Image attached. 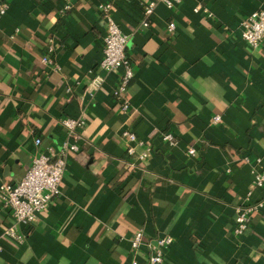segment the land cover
Returning <instances> with one entry per match:
<instances>
[{"label":"crops","instance_id":"obj_1","mask_svg":"<svg viewBox=\"0 0 264 264\" xmlns=\"http://www.w3.org/2000/svg\"><path fill=\"white\" fill-rule=\"evenodd\" d=\"M102 1L0 0V183H17L38 152L59 148L64 116L87 118L61 194L19 227L22 242L1 236L15 219L0 195V264H131L140 229L145 239L173 237L163 264H264V207L244 235L234 233L236 207L264 168V40L252 47L240 28L264 0L160 1L148 26L149 0H113L135 70L127 111L113 94L121 72L100 66ZM50 38L55 66L42 60ZM98 74L104 81L90 95ZM125 129L145 141L137 153L147 150L134 171ZM262 198L264 187L253 191ZM146 257L143 244L141 264Z\"/></svg>","mask_w":264,"mask_h":264},{"label":"built area","instance_id":"obj_2","mask_svg":"<svg viewBox=\"0 0 264 264\" xmlns=\"http://www.w3.org/2000/svg\"><path fill=\"white\" fill-rule=\"evenodd\" d=\"M160 1L172 8L181 0H149L144 6L141 19L142 25L148 26L150 24L151 15ZM70 7V3L64 5L62 13ZM98 9L106 27L103 46L104 55L100 66L108 72H121L119 83L113 88V94L119 99L121 108L127 111L130 108V101L125 96V92L135 74L132 59L127 51L129 38L123 32L114 13L115 4L113 0L100 2ZM195 9H202L208 15H212V12L206 6H196ZM6 10L7 3H0V18ZM240 28L243 38L252 47L259 46L264 40V7H258L243 18L240 22ZM175 29L176 22L170 20L167 23L168 33L173 34ZM55 48V38H50L46 46V52L42 56V60L52 66L56 65L53 53ZM103 81V75H95L91 81V87L87 89L89 94L94 95ZM213 120L215 122L221 121V115L216 114ZM61 122L65 127L66 136L59 148L50 146L47 150L38 152L33 157L25 175L17 183H0V195L3 204L11 209L15 219L13 225L4 229L2 237L11 238L18 242L24 241L27 233L21 231L19 227L31 226L35 222L37 214L61 194V184L67 169L69 155L71 152L80 150L81 129L87 122L86 112L83 111L77 116H64ZM122 136L126 143L127 153L133 157V160L128 163V170L134 171L140 168V163L147 158V150L137 153V148L143 146L145 141L130 129H125ZM163 139L170 143L175 142V136L171 132L164 133ZM35 142L36 145H41L42 140L37 137ZM189 153L195 155L196 149L191 147ZM263 187L264 168L260 171L254 170L252 188L248 193L247 201L236 207L234 233L237 236H242L249 230L253 214L264 207V198L255 201L251 199L253 191ZM172 242L173 237L169 234L160 235L154 239H145L142 229L135 231L131 239V264H141L139 252L143 244L147 248L146 264H163L166 249Z\"/></svg>","mask_w":264,"mask_h":264}]
</instances>
